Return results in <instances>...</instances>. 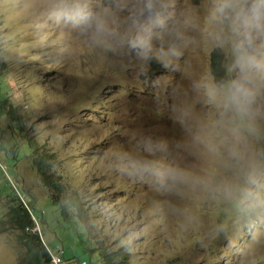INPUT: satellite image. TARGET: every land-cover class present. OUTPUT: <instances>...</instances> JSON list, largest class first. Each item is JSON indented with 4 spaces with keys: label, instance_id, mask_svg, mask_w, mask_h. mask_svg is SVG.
Wrapping results in <instances>:
<instances>
[{
    "label": "rangeland",
    "instance_id": "1",
    "mask_svg": "<svg viewBox=\"0 0 264 264\" xmlns=\"http://www.w3.org/2000/svg\"><path fill=\"white\" fill-rule=\"evenodd\" d=\"M211 2L158 0L157 24L145 29L133 0H87L109 10L112 34L101 41L56 16L52 0H0V82L19 118H0V142L26 144L18 181L43 208L51 193L28 143L55 156L86 203L72 231L46 209L38 230L53 249L85 247L82 234L96 258L123 264H264V70L249 115L209 100L213 54L230 80L235 39L208 21ZM136 37L143 52L128 43ZM8 192L0 176V199ZM25 253L19 233H0V264ZM84 260L95 257L61 264Z\"/></svg>",
    "mask_w": 264,
    "mask_h": 264
},
{
    "label": "trees",
    "instance_id": "2",
    "mask_svg": "<svg viewBox=\"0 0 264 264\" xmlns=\"http://www.w3.org/2000/svg\"><path fill=\"white\" fill-rule=\"evenodd\" d=\"M211 69L215 84L228 81L227 68L219 51L213 54ZM0 85V118L7 116L8 119L12 118L17 122L19 118L14 106L8 100L7 90L2 89L1 82ZM25 145H20L15 137L12 142H0V152H4V154L0 155V176L6 182L7 188H9L7 195L2 200L0 199V203L4 205L6 211L5 217L0 221V233H19V238L26 247V253L18 264H54L51 250L55 249L46 243L43 232L38 230L39 225L42 226L45 220L46 209H52L51 211L56 213L58 222L66 226L67 229L64 227L66 230L72 231L75 230V226L72 223L73 220L82 221L86 203L78 190L70 188L62 177L57 175L54 163L55 156L43 151L41 146L35 149L32 144L28 143L29 156H33L34 164L42 182L51 193L50 201L43 208L38 200L28 193L22 183L18 181L16 167L27 158V151L24 149ZM5 166L10 174L3 170ZM10 177L14 178L15 182ZM61 233H59V237H61ZM71 235L76 237L77 233ZM79 236L80 243L85 247H81L80 244H76V247H74L72 243H67L68 248L64 246L65 249L62 250L64 259L71 260L73 258L76 259L78 255L87 256L90 254L95 257L94 262L92 261L93 264H103V259L104 264H123L124 261L114 256V254L96 258V254L89 250L85 244L83 235L79 234ZM69 238L72 239L74 237L70 236ZM60 243L66 242L62 240ZM68 254L72 256L67 257ZM84 262L90 264L88 261L84 260Z\"/></svg>",
    "mask_w": 264,
    "mask_h": 264
},
{
    "label": "clouds",
    "instance_id": "3",
    "mask_svg": "<svg viewBox=\"0 0 264 264\" xmlns=\"http://www.w3.org/2000/svg\"><path fill=\"white\" fill-rule=\"evenodd\" d=\"M133 2L138 5L134 20L139 21L145 29L156 26L158 0ZM52 8L56 16L91 33L97 40L102 41L112 34L108 9L92 11L87 0H52ZM208 21L226 25L235 39L231 41L232 78L206 87V94L224 113L245 117L249 115L257 95L254 77L264 70V62L259 58L260 50L264 49V0H212ZM128 43L141 52L148 46L141 37L130 39ZM172 54L178 56L179 52L173 51ZM232 191L230 187L224 188L227 195H231ZM55 251L61 253L62 250H51Z\"/></svg>",
    "mask_w": 264,
    "mask_h": 264
},
{
    "label": "built area",
    "instance_id": "4",
    "mask_svg": "<svg viewBox=\"0 0 264 264\" xmlns=\"http://www.w3.org/2000/svg\"><path fill=\"white\" fill-rule=\"evenodd\" d=\"M54 257V263L55 264H61L62 263V255L59 251L52 252Z\"/></svg>",
    "mask_w": 264,
    "mask_h": 264
},
{
    "label": "bare ground",
    "instance_id": "5",
    "mask_svg": "<svg viewBox=\"0 0 264 264\" xmlns=\"http://www.w3.org/2000/svg\"><path fill=\"white\" fill-rule=\"evenodd\" d=\"M224 64H225V62H224ZM191 152H194V151H191ZM186 155H188V154H185V156H184V158L186 157ZM191 155V154H190ZM193 155V154H192ZM192 155H191V157H192ZM183 156H182V158H183ZM189 156V155H188ZM194 156V155H193ZM189 158V157H188ZM186 159V158H185ZM39 229V228H38ZM61 255H62V253H61ZM62 257H63V255H62ZM53 260H54V258H53ZM55 264V263H54Z\"/></svg>",
    "mask_w": 264,
    "mask_h": 264
}]
</instances>
